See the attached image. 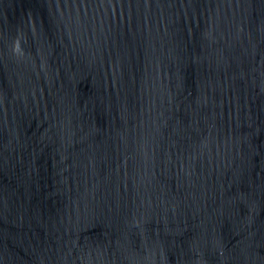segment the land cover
<instances>
[{
  "label": "water",
  "instance_id": "1",
  "mask_svg": "<svg viewBox=\"0 0 264 264\" xmlns=\"http://www.w3.org/2000/svg\"><path fill=\"white\" fill-rule=\"evenodd\" d=\"M0 264H264V0H0Z\"/></svg>",
  "mask_w": 264,
  "mask_h": 264
}]
</instances>
